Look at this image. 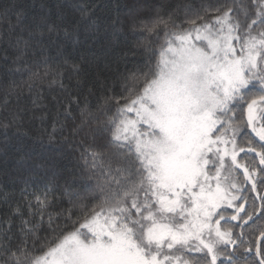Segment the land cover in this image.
<instances>
[{
    "label": "snow or ice",
    "instance_id": "6c2138e0",
    "mask_svg": "<svg viewBox=\"0 0 264 264\" xmlns=\"http://www.w3.org/2000/svg\"><path fill=\"white\" fill-rule=\"evenodd\" d=\"M91 11L80 9L86 27ZM184 11L179 23L129 13L128 28L146 33L140 43L148 55L123 76L119 94L96 106L98 142L82 153L81 178L96 180L100 195L71 199L78 211L65 210L58 235L49 214L53 238L39 249V225L25 222L19 243L5 235L0 264H256L249 253L264 264V216L253 219L257 205L245 195L257 180L264 188V0ZM59 31L45 21L16 59L33 46L43 76L63 86V68L43 43ZM30 67L25 61L23 70ZM40 76L29 71L9 90L31 92ZM89 196L96 199L84 203ZM243 225L256 228L254 239L244 238Z\"/></svg>",
    "mask_w": 264,
    "mask_h": 264
},
{
    "label": "trees",
    "instance_id": "16d2710c",
    "mask_svg": "<svg viewBox=\"0 0 264 264\" xmlns=\"http://www.w3.org/2000/svg\"><path fill=\"white\" fill-rule=\"evenodd\" d=\"M225 2L250 4V0H0V241L7 235L19 243L27 222L28 227L39 225L33 238L39 249L45 237L53 238L49 214L60 224L58 235L65 226V210L78 211L71 199L93 191L100 195L96 180L81 178L82 153L98 142L97 124L91 122L99 115L96 106L119 94L123 76L148 55L140 43L146 33L128 28L129 13L135 10L144 19L172 15L179 23L186 9L191 15ZM82 7L92 10L89 19L94 23L87 27L81 21ZM209 18L211 14L205 17ZM45 21L61 29L58 34L46 33L43 43L50 62L63 68L59 78L63 86L43 76L39 54L32 55L33 46L23 60L16 59L23 41L31 39ZM63 29L70 34L75 30V34L66 37ZM25 61L31 66L29 71L39 70L41 76L34 78L31 92L26 87L11 92L13 80L20 84L29 78V71L23 70ZM18 66L19 72L15 71ZM245 195L249 204L255 201L253 219L259 223L264 216V200L259 198L264 188L259 180L256 191L249 185ZM37 196H47L48 205L41 207ZM95 199L89 196L84 203ZM249 210L246 204L245 211ZM243 229L246 240L254 239L255 227L243 225ZM247 255L259 264L257 256Z\"/></svg>",
    "mask_w": 264,
    "mask_h": 264
},
{
    "label": "water",
    "instance_id": "95a60500",
    "mask_svg": "<svg viewBox=\"0 0 264 264\" xmlns=\"http://www.w3.org/2000/svg\"><path fill=\"white\" fill-rule=\"evenodd\" d=\"M258 261L261 259V257L257 256Z\"/></svg>",
    "mask_w": 264,
    "mask_h": 264
}]
</instances>
